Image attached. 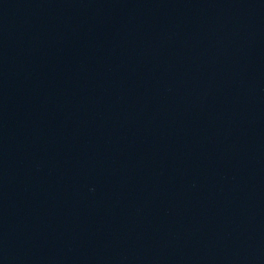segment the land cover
<instances>
[{
    "label": "water",
    "instance_id": "1",
    "mask_svg": "<svg viewBox=\"0 0 264 264\" xmlns=\"http://www.w3.org/2000/svg\"><path fill=\"white\" fill-rule=\"evenodd\" d=\"M0 264H264V0H0Z\"/></svg>",
    "mask_w": 264,
    "mask_h": 264
}]
</instances>
